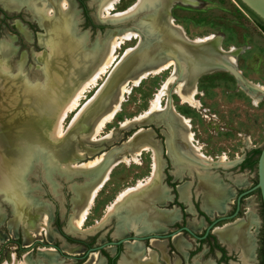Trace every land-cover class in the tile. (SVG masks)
Instances as JSON below:
<instances>
[{"label":"bare ground","instance_id":"obj_1","mask_svg":"<svg viewBox=\"0 0 264 264\" xmlns=\"http://www.w3.org/2000/svg\"><path fill=\"white\" fill-rule=\"evenodd\" d=\"M173 1L182 5L194 3L193 0H135L125 10L112 14L114 5L119 0H96L95 15L100 21L120 19L144 9L149 12L139 18L138 29L133 27H125L121 30L110 29L104 35L105 39L102 44L94 45L88 51H85L82 43L76 39L75 30L72 26L74 9L68 6V0H14V5H10L9 9L5 8L15 12L26 6L24 7L25 10L31 13L43 31V34H38L36 38L43 51L33 53L31 56L38 65L39 74L37 75L34 70L31 71L36 79H41L34 85L24 82L19 75L24 69L23 62L26 56L21 57L14 65H9L7 61L14 54L16 47L0 42V135L5 136V138L0 136V196L11 201L15 218L12 221L13 226L21 221L26 243L44 232L45 234L48 233V215L44 211L45 208L44 206L37 209L33 207V199L29 197V190H27L25 181V174L32 164L30 160L38 157V150L40 151V149L44 151L46 158L50 159L58 169L67 175L77 172L92 173V181L89 184L75 189L77 196L72 200L71 213L67 219L69 231L81 230L93 200L97 192L102 189L101 187L106 182L111 170L120 163L138 164V156L142 152L151 154L152 162L149 175L119 191L106 206L104 215L98 223L101 225L108 216L117 214L116 232L118 234L121 232L123 220H125V225L129 223L133 225L140 221L145 226L143 230H147L148 226L154 227L164 217L168 218L172 215L174 218V211H168L169 214L164 215V210L151 206L152 199L156 200L162 196L164 187L159 183L160 158L158 149L152 138L150 139L149 130L142 127L136 128L127 140L124 152L114 147L102 151L105 153L100 156L97 154L89 160L81 161L82 157H85V153L91 154L93 150L88 143L93 144L113 139L116 132L111 131L106 136L101 137L99 136L101 129L111 122L119 110L121 102L124 101L125 95L130 92L129 89L147 76L169 70L167 78L150 99L147 110L130 119L123 120L119 123L120 128L126 129L133 123L154 122L158 124L161 122L165 125L167 154L174 163H180L183 161L182 157H186L191 164H194L192 167L197 168L199 166L203 170L208 169L207 167L212 163L221 166L228 164L229 160L225 155H220L216 159L206 156L202 152L201 146L194 143L193 133L190 130V120L181 116L169 101L166 100L162 104V98L164 99L166 93L171 89L172 94H175L181 103H186L192 107L198 106L199 102L195 99L197 93L195 79L202 71L210 70L234 72L235 76L239 78L237 80L241 81L246 88L253 104L259 98L256 91H263L264 88L261 85L251 84L242 78L235 60L240 49L235 47H230L227 50L222 49L217 36L210 34L194 38L191 42L200 43L201 48L197 53L191 52V55L187 54V50H183L176 41H172V35L176 34H181L183 38L189 39L184 34L182 27L174 22L171 15H166L165 9ZM47 27H51L57 32L55 38L49 37L51 34L47 32ZM25 30L22 28V32L29 39V33ZM139 30L142 36L138 32ZM154 32H157L156 36L153 34ZM141 37L147 42L155 39L162 40L163 38L168 47H153L154 52L150 57L151 63L149 65L133 71L129 76L120 77L114 86H109L104 98L96 102L97 95L107 84L112 71L122 58L134 49V46L125 49L119 60L115 56L116 50L121 44L131 39H137V42L140 43ZM61 39L62 41H60ZM61 42V45L58 44ZM167 48L168 51H166ZM45 51L48 52L45 62L47 61L49 65L44 64L41 59ZM169 52H174L176 58L169 55ZM179 52H182L183 55ZM54 58L57 63L53 60ZM56 64H61V66L63 64L67 68L73 67L75 74L72 77L65 76L59 72L60 68H57ZM47 65L50 67L49 70ZM52 67L56 69V72L51 69ZM12 70H16L17 73H13ZM102 73L106 76L109 73V76L99 88L97 79ZM22 74L26 76L25 72ZM50 85L55 89L53 92H49ZM91 87H98L96 93L84 105H81L79 100L83 97L84 92ZM39 105L41 107L37 109L38 113L35 117V109ZM71 111L76 113L65 130L62 122L67 113ZM69 128L71 129L69 130ZM140 128L141 130H138ZM74 135L75 140H70ZM43 141L49 147H43L41 145ZM72 155L75 156L74 160L70 159ZM103 163H105L104 168L96 175L94 172ZM202 171L199 174V179L208 186V193H211L208 196L205 192L202 193V210L208 214L214 211H223L231 192L215 176L210 175V172ZM197 182L200 185L198 180ZM28 214L30 217L24 216ZM239 222L215 227L213 233L219 242L226 245L228 249L239 246L244 256L248 257L253 248V241L245 233L244 226ZM190 225L194 229L199 227V223L194 220L190 222ZM172 242L178 249L185 244L177 235L173 236ZM127 244L126 242V251L121 254L119 259L121 264H153L151 260L155 258L154 252L148 251L147 254H143L140 243L137 242L129 246ZM152 244L154 248L160 250L161 257L166 260V264H170L163 254V242L155 241ZM47 255L51 256L49 253ZM89 255L90 259L85 260L83 264H101L97 253L90 252ZM51 261L48 260V264H52ZM17 264L28 263L20 261ZM174 264H178L177 259ZM204 264L212 263L206 262Z\"/></svg>","mask_w":264,"mask_h":264},{"label":"rangeland","instance_id":"obj_2","mask_svg":"<svg viewBox=\"0 0 264 264\" xmlns=\"http://www.w3.org/2000/svg\"><path fill=\"white\" fill-rule=\"evenodd\" d=\"M13 1L0 0V42L16 47L14 54L7 61L9 65H14L21 57L26 56L22 71V73L25 72L26 76L22 73H19V75H21L24 82L34 85L35 82H40L41 79H36V76L31 71L34 70L37 75L39 74L37 70L38 65L31 56L33 53L43 51L41 45L36 40L37 35L43 34V31L31 13L25 10L24 7L26 6L15 12L6 10L5 8L9 9L10 5H14ZM134 1L119 0L114 5L112 14L125 10ZM193 1L194 3L191 6L182 5L181 3L172 5L170 15L174 22L182 27L184 34L191 40L213 34L219 38L222 49L227 50L230 47L240 49L235 56V60L242 78L251 84L261 85L264 88V35L251 24L245 14L233 3V0ZM68 4L69 7L71 6L74 9L72 26L75 30L76 39L82 43L85 51H88L94 45L102 44L105 39L104 35L109 29H119L125 27V25L132 27L128 22L124 25H108L106 20L100 21L95 15L96 0H82L84 9L79 6L76 0H68ZM137 18L135 16V19ZM22 28L26 29L25 31L29 33V39L22 32ZM47 29V32L51 34L49 37L55 38L57 32L51 27H47ZM136 40L131 39L121 44L115 53L118 60L125 49L134 46ZM58 44L61 45L62 42ZM45 52H43L41 59L44 64L49 65L47 61L45 62L48 54L47 51ZM53 60L55 61V58ZM55 63L57 62L55 61ZM63 64L62 66L61 64H56L58 67H55L60 68L59 72H62L65 76L72 77L75 74L73 67L67 68ZM48 65L47 69L49 70L50 67ZM26 69L28 70L27 72ZM51 69L56 72V69L53 67ZM12 71L13 73H17L16 70ZM108 74L106 76L102 73L99 76L97 79L98 87L102 86L106 81L109 76ZM168 74L169 70L167 69L156 75L147 76L137 85L132 86L129 89L130 92L125 95L124 101L120 104L121 107L119 106V110L115 113L111 122L107 123L99 133L101 137L106 136L111 131L113 133L116 132V135L109 141L88 143L93 150L86 149L87 151H91V154L85 153V157H82L81 161L85 159L89 160V158L97 156V154L100 156L105 153L102 151H107L111 147L123 144L138 127L149 130L151 134L150 139L152 138V141L159 147L160 145L163 146L162 150L164 151L165 134H163L162 129L165 130V125H163V128L161 122L158 124L154 122L133 123L126 129H121L119 123L147 110L150 99L161 83L167 78ZM98 87H91L84 92L83 97L79 100L81 105H84L88 99L92 98ZM49 90V92H53L55 89L50 85ZM195 90L197 92L195 99L199 102L198 106L192 107L186 103H181L175 94L170 95V103L181 116L190 120V130L193 133L194 143L201 146V150L206 156L216 159L220 155H225L227 160H229L226 166L216 165L210 169L213 172L212 175L214 176L215 174L222 185L227 187L231 192L226 204L227 206L217 216L231 214L234 210L235 199L238 193L250 189L248 193L240 197L237 213L232 218L217 222L215 226L223 227L240 221L239 223L244 226L243 230L253 241L251 254L245 257L239 246L228 249L226 245L220 243L226 248L225 250L228 254L225 260H221V264H258L259 249L263 236V216L258 190L256 188L251 189L256 181V161L251 166L241 165V162L249 155L251 150L260 149L264 144V90L256 91V95L259 98L253 104L242 82L237 80L227 70H213L201 74L195 81ZM165 102L166 99L162 98V104ZM40 107V105L36 107L35 117L38 113L37 109ZM75 113L73 111L68 112L63 119L62 125L65 130L71 123ZM138 130H141V128ZM74 138L75 135L70 140H75ZM160 157L162 160L168 162L163 152ZM256 158V154L250 156V160ZM70 159L74 160L75 156L72 155ZM151 162V154L142 152L138 156V164L120 163L114 167L101 187L102 189L97 192L81 230L73 232L67 229V219L71 213L72 200L76 198L72 199L74 194L70 190V185H80L85 179L81 175L76 174L70 177L69 180H66L54 170L43 166L42 161L38 157L33 159L30 169L25 174L26 187L29 190V197L33 199V207L37 209L40 206H44L45 208L44 211L48 215V233L45 234L44 232L42 235L32 238L29 241L30 244L29 242L26 243L21 221H18V224L13 226L12 221L15 218L11 201L0 196V264H17L20 261H26L28 264H48V260H52V264H81L86 257V260H89L90 255L93 254H87L84 258L75 259L74 257H79L85 252L83 245L87 247L95 246L131 234L125 232L127 227L124 224L125 220H123L120 228L121 232L118 234L114 231L116 228L114 225L117 223L118 226V220L113 221L108 216V219L101 225L98 222H100L104 215L106 206L119 191L149 175ZM166 168L167 170L170 169L168 165ZM165 169L163 172H165ZM199 174L197 173V179L200 185L197 182L196 189L201 193V207L202 193L205 192L207 196L211 193H208V186L200 181ZM79 187L81 186H76V188ZM111 197L112 199L110 200ZM107 201L109 202L106 203ZM194 203L198 207L199 201L197 198L194 199ZM103 204H105V207L102 213ZM170 206L171 203L166 208ZM24 216L30 217L29 214ZM191 216L192 218L190 219V215L187 214V218H183L180 225H186L194 233L200 235L206 224L196 229L192 228L190 222L192 220L195 221L198 216ZM26 224L28 223L26 222ZM171 229L174 228L172 227ZM211 234H214L213 230ZM177 236L184 242H187L188 246L193 247V257L199 255L200 260L198 261L204 260L201 264L206 262L212 263L214 256L203 253L205 251V241L199 242L186 232L178 233ZM155 241L162 242L151 240V244ZM131 243L134 244L137 241L129 242L127 245L129 246ZM168 244L170 245V240ZM53 246L57 247V249L52 248ZM112 250V245H106L104 249L94 251V253H97L98 257L99 255L102 257L103 253L101 251L111 252ZM122 250L123 247L121 245L118 252L121 253ZM47 253L51 256H48ZM171 253H176L173 247L169 249L170 256H172ZM176 259L174 257L172 263L169 261L168 263L174 264ZM100 260L101 264H104L101 258ZM192 260L194 259L192 258L191 261L184 259L182 260V264H193ZM193 262L194 264H198L195 260Z\"/></svg>","mask_w":264,"mask_h":264},{"label":"water","instance_id":"obj_3","mask_svg":"<svg viewBox=\"0 0 264 264\" xmlns=\"http://www.w3.org/2000/svg\"><path fill=\"white\" fill-rule=\"evenodd\" d=\"M233 1H235L237 4L240 3L242 6H244L250 13H252L255 17H257L261 21V23L264 25V0H233ZM175 3L176 2L173 1L172 4H169V6L165 9L166 10V15H170V13H169L170 12V8ZM188 6H191V5H188ZM147 12H149V11H147ZM147 12L144 9L141 12H136V13L131 14L129 16H124V17H122L120 19L107 20V24L108 25H114V24L124 25V24H126L128 22L129 24H131V26L133 28L138 29L139 28V26H138L139 18H141V16L145 15ZM135 16L138 17V18L135 19ZM125 27H127V25H125ZM125 27H121L119 29L121 30L122 28H125ZM138 32L140 33V30ZM153 34L156 36L157 32H154ZM141 36H142V34H141ZM168 38L170 39L171 37L169 36ZM143 39L144 38L141 37V42L140 43L137 42L138 40L135 41L134 49L132 51H130L128 54H126L122 58V60L119 62V64L116 66V68L112 71V74H111L107 84L102 89V91L97 95V98L95 99L96 102L99 101V100H102L104 98L109 86L110 85L114 86V84L117 82V80H119L120 77L123 78L124 76L125 77L129 76V75L132 74L133 71L139 70V69L149 65L151 63L150 62V57L153 55V52H154L153 51L154 50L153 47H155V46H157L158 48H161V47H164V46L168 47V46H166L167 42H164L163 38H162V40L155 39L154 41H150V42L149 41L147 42L146 40H143ZM171 40L172 41L173 40L176 41L181 46V48L183 50L186 49L187 52H188V53L187 52L186 53L189 54V55H191V52H193V54L197 53V51L201 48L200 47V45H201L200 43L191 42L192 41L191 39L183 38V36L181 34L180 35L179 34L172 35ZM166 51H168V48H167ZM168 54L173 56V57H175L174 55H176L174 52L173 53L169 52ZM179 54L183 55L182 52H179ZM211 71H213V70L202 71L201 74H204V73H207V72H211ZM229 72L236 79H239V78H237L235 76L234 72H232V71H229ZM201 74H199L196 77V79ZM180 75H181V73L179 74V76ZM196 79H195V81H196ZM171 94H172V91L170 89L169 92H167L166 95H165V98H166L167 102L169 101V103L171 102L170 101V95ZM73 127H75V126H73ZM131 135H132V133L130 134V136ZM129 137L126 139V141L123 142V144L119 145L118 147H115V149L120 150L121 148H125L126 147V142L129 139ZM42 143L43 144H41V145L43 147H49L48 144H46V142L43 141ZM38 153H39L38 154V158L40 159V161H42L43 166H45L47 169L54 170L59 175L63 176L64 179L69 180L70 177H72L73 175H76V174L81 175V177L83 179H85L84 182L82 184H80V185H75V184L70 185V190L74 194L72 199H74L77 196V193L75 191L76 186H81L82 187V186H85V185L89 184L92 181V173H88V172L87 173L86 172L78 173L77 172L75 174L67 175L62 170L58 169L56 167V165L52 161H50V159L45 157L43 150H41V149H40V151L38 150ZM32 160H33V158H32ZM36 160H38V159H36ZM30 162H32V161L30 160ZM104 164L105 163H103V165L101 167H99L97 169V171L94 172V173H96V175L102 168H104ZM212 164H213V166H216V164H214V163H212ZM255 165H256L255 166L256 181H255V184L253 185V187L251 189H255L256 188L258 190L259 198H260V204H261V208H262V212H263V216H264V144L259 149V153L257 155ZM249 190L250 189H246V190H243L240 193H238V195L236 196V199H235V206H234L233 212L231 214H229V215H219V216L214 217L210 221V223L207 224V226H205V228L203 229V233L201 235H198V234L194 233L193 230L191 228H189L188 226H186V225H182V226L178 227L177 229L171 230L170 232H151V233H145V234L143 233L142 234V232H136V231L133 230L131 232V234L124 235L122 237L117 238L116 240H109L107 242L100 243V244H97L95 246H89V247H87L85 249V252H83V254L81 256L74 257V258L75 259L84 258L90 252L99 251L100 249L104 248L106 245L114 246V245L122 244V246H125L126 242H133V241L142 242L143 240H146V239H148V240H151V239H163V238L172 239V237L174 235H177L178 233H181L182 231L186 232L187 234H189L191 237H193L195 239H201L207 234L208 231L211 232L215 227H218V226H215V224L217 222H219L221 220H224V219L232 218L237 213L240 197L245 195L246 193H248ZM222 225H220V226H222ZM116 229H117V224H116ZM52 248L57 249V247H55V246H53ZM99 257H100V255H99ZM100 258L102 259V257H100ZM86 259H87V257L84 259V261ZM102 261H103V259H102Z\"/></svg>","mask_w":264,"mask_h":264},{"label":"crops","instance_id":"obj_4","mask_svg":"<svg viewBox=\"0 0 264 264\" xmlns=\"http://www.w3.org/2000/svg\"><path fill=\"white\" fill-rule=\"evenodd\" d=\"M163 126V124H161ZM164 128V126H163ZM163 134H165L164 130L162 129ZM134 132V131H133ZM165 136V135H164ZM166 136H165V141H164V151L162 150V147L160 145V147L155 143L156 148L158 149V154H159V158H160V176H159V183L164 187V192L162 193V196L156 200H151V206L156 207L159 210H164V215L168 212L171 211L173 212L174 218L171 215L170 217H164L162 219H160V221L158 222L157 225H154V227L152 226H148L146 229L148 230H143V227H145L144 225H142V223L140 221H137L135 224L131 225L130 223L127 225L126 227V231L127 233H131L133 230L134 231H140L142 232V234L144 233H151V232H164L167 229H169L170 226H172L174 223H180L181 221H183V218H187V214L190 215V219L192 218L191 215H195L198 216V218L196 217L195 221L199 223V227H201L203 224H205L204 222V218L202 216H199L197 213V209L200 210L201 212H203L209 219H212L213 217L217 216V214L222 213L223 211H214L211 212L210 214H208L207 212H205L204 210H202V208L200 207V196L201 193L199 190L196 189V185H197V173H201V171L203 169H201L199 166L196 167H192L194 164H191L188 159L186 157H182L183 161L180 163H174L172 161V159L167 155V149H166ZM118 147V146H117ZM114 147H111V149ZM126 148H121V150L124 152ZM162 152L165 154L166 159L168 160V162H166V160H162L161 159V155ZM167 165L169 166V170H167ZM213 167V164H211L210 166H208V169H204L202 172H210L212 175V171L210 170ZM166 168V169H165ZM165 169V172H163V170ZM181 172V173H180ZM214 176L217 178V176L214 174ZM180 177V178H179ZM168 179V180H167ZM218 179V178H217ZM219 180V179H218ZM172 184V185H170ZM182 188V189H181ZM115 195V194H114ZM113 195V196H114ZM112 196V197H113ZM112 197L110 198V200L112 199ZM197 198L199 201L198 207H196V205H194V199ZM184 200V201H183ZM109 201H107L106 203H108ZM176 202V203H175ZM105 203V204H106ZM171 203V206L169 208H166V206ZM105 204H103L101 212L103 213V209L105 207ZM180 204L182 206V209L177 205ZM227 204V202H226ZM227 206V205H226ZM169 214V213H167ZM111 219L114 220H118L117 218V214L115 215H111L110 216ZM117 218V219H115ZM166 219V221H165ZM117 222V221H116ZM117 224V223H116ZM116 224L114 226H116ZM160 224V225H159ZM201 224V225H200ZM156 226V227H155ZM159 226V227H157ZM198 227V228H199ZM114 231H116V228L114 229ZM151 240H158V241H162L163 242V250H164V255L167 258V260L169 262L172 263V260L174 257L177 258L178 264H182V260L186 258L187 256V250L192 249V246H188L187 242H184L185 244L180 247L179 249L173 244V242H170L173 246V249L175 250L176 253H171L172 256L169 255V251H168V247H167V241L165 239H151ZM151 240H149V246L148 247H144L143 243L139 242L141 244V250L143 252V254H147L148 251H153L155 254V258L151 261H153V264H165L166 260L163 259L161 257L160 254V250L157 248H154V246H152L151 244ZM129 243V242H127ZM132 244V243H131ZM130 245V244H129ZM123 250L121 253H119V256L117 258V264H121L119 262L120 256L121 254L124 252L125 250V246H122ZM205 248V247H204ZM205 253V251L203 252ZM192 258L195 260V262L197 261L198 264H201L203 261H198L200 260L199 255L196 256H192ZM147 260V259H145ZM194 260H192V263L194 264ZM210 260V259H208ZM212 261V260H211ZM213 263V262H212Z\"/></svg>","mask_w":264,"mask_h":264},{"label":"flooded vegetation","instance_id":"obj_5","mask_svg":"<svg viewBox=\"0 0 264 264\" xmlns=\"http://www.w3.org/2000/svg\"><path fill=\"white\" fill-rule=\"evenodd\" d=\"M77 2H78V4H79V6L82 8V6H81V2L79 1V0H76ZM233 3L245 14V16L249 19V21L251 22V24L256 28V29H258L263 35H264V32L259 28V26L257 25V22H256V20L255 19H253L239 4H237L235 1H233ZM130 4V3H129ZM196 6V5H195ZM172 8V7H171ZM171 8H170V10H171ZM170 13V12H169ZM168 180V179H167ZM206 216V215H205ZM207 217V216H206ZM216 217V216H215ZM214 218V217H213ZM212 218V219H213ZM212 219H209L208 217H207V220H205L204 219V221H205V224H206V226H207V224H209L210 223V221L212 220ZM180 226H182V224L180 225V223H174L171 227H169V229H168V231L167 232H170L171 230H173V229H171L172 227L174 228V229H177L178 227H180ZM205 228V227H204ZM203 228V229H204ZM164 232H166V231H164ZM182 232H184V231H182ZM203 233V230H202V232H201V234ZM200 234V235H201ZM211 236V237H210ZM163 239H165V238H163ZM166 241H167V247H168V251H169V249H170V247H173L172 246V244H171V242H170V245L168 244V241L170 240V238H166L165 239ZM196 240H198L199 242L200 241H205V254H212L213 256H214V260L212 261L213 262V264H221V260H225L226 259V257L228 256V254H227V252H226V248H224V246H222L221 244H220V242H218V239L216 238V236L214 235V234H211V232L210 231H208L207 232V234L203 237V238H201V239H196ZM149 240L148 239H146V240H143L141 243H143V246L146 248V247H148L149 246V242H148ZM122 244H119V245H114L113 246V250L110 252H107V251H105L104 253H106V255H103L102 256V259H103V263L104 264H117L116 262H117V258H118V256H119V253L120 252H117V247H120ZM84 247L83 248H87V246L86 245H83ZM220 248V249H219ZM102 249H104V248H102ZM101 250V249H100ZM241 251V250H240ZM117 252V253H116ZM231 252V251H230ZM115 254H117V256H116V258L114 259V262H110L109 261V258L111 259V258H113L114 257V255ZM230 255V254H229ZM192 256H193V248L192 249H189V250H187V256H186V258H185V260H187V261H191V259H192ZM184 260V259H183Z\"/></svg>","mask_w":264,"mask_h":264},{"label":"trees","instance_id":"obj_6","mask_svg":"<svg viewBox=\"0 0 264 264\" xmlns=\"http://www.w3.org/2000/svg\"><path fill=\"white\" fill-rule=\"evenodd\" d=\"M81 2V6L82 8L84 9V6L82 4V0H79ZM240 4V3H239ZM240 6L253 18L256 20L257 22V25L259 26V28L264 32V25L261 23V21L255 17L252 13H250L244 6H242L240 4ZM259 153V149H253L250 151L249 155L247 157H245L243 159V161L241 162V165L242 164H245L246 166H251L252 164L255 163L256 159L254 160H250V156L253 155V154H256L258 155ZM176 203V202H175ZM181 209H182V206L180 204H177ZM197 213L199 215H201L205 220H207V217L205 216V214L203 212H201L200 210L197 209ZM262 216H263V212H262ZM211 237V236H210ZM70 240V239H69ZM220 249V248H219ZM119 251V247H117V252ZM116 252V253H117ZM101 253H103V255H106V253H104L103 251H101ZM117 254L114 255L113 258H109V261L112 263L114 262V259L116 258ZM264 263V216H263V236H262V239H261V247L259 249V263L258 264H263Z\"/></svg>","mask_w":264,"mask_h":264}]
</instances>
